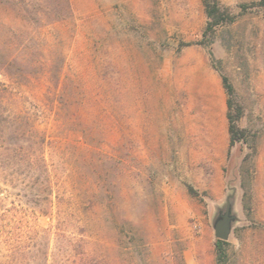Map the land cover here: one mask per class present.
<instances>
[{
	"label": "rangeland",
	"instance_id": "374dc122",
	"mask_svg": "<svg viewBox=\"0 0 264 264\" xmlns=\"http://www.w3.org/2000/svg\"><path fill=\"white\" fill-rule=\"evenodd\" d=\"M218 2L0 0V264H264V0Z\"/></svg>",
	"mask_w": 264,
	"mask_h": 264
},
{
	"label": "trees",
	"instance_id": "16d2710c",
	"mask_svg": "<svg viewBox=\"0 0 264 264\" xmlns=\"http://www.w3.org/2000/svg\"><path fill=\"white\" fill-rule=\"evenodd\" d=\"M203 5L208 19L203 31V36L212 34L216 26L232 20L228 11L220 6L218 0H203ZM221 81L225 92L228 95L227 107L228 109H231L234 104L232 100L233 87L224 75H221ZM226 116L228 119V131L230 134L229 143L231 145L234 140L233 136L236 131V127L234 124V116H232L230 112H227ZM20 212H22V209L19 210L16 207H12L10 209H5L0 214V236L3 238L4 244L7 248L16 253L28 251V242L31 238V232L33 229L27 214L23 213L21 217H17V213ZM224 244H226V241L219 239L215 241V247L219 253L218 255L224 253ZM45 260H47L46 253Z\"/></svg>",
	"mask_w": 264,
	"mask_h": 264
},
{
	"label": "water",
	"instance_id": "95a60500",
	"mask_svg": "<svg viewBox=\"0 0 264 264\" xmlns=\"http://www.w3.org/2000/svg\"><path fill=\"white\" fill-rule=\"evenodd\" d=\"M233 194L228 195L226 204L220 209L213 222L214 235L219 240H227L231 232L235 215L232 213Z\"/></svg>",
	"mask_w": 264,
	"mask_h": 264
}]
</instances>
